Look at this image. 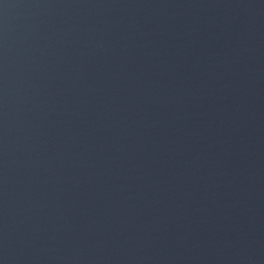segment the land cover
Here are the masks:
<instances>
[{
    "label": "water",
    "instance_id": "water-1",
    "mask_svg": "<svg viewBox=\"0 0 264 264\" xmlns=\"http://www.w3.org/2000/svg\"><path fill=\"white\" fill-rule=\"evenodd\" d=\"M0 264H264V0H0Z\"/></svg>",
    "mask_w": 264,
    "mask_h": 264
}]
</instances>
